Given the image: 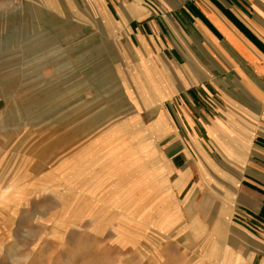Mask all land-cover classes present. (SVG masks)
I'll use <instances>...</instances> for the list:
<instances>
[{"label": "crops", "instance_id": "crops-1", "mask_svg": "<svg viewBox=\"0 0 264 264\" xmlns=\"http://www.w3.org/2000/svg\"><path fill=\"white\" fill-rule=\"evenodd\" d=\"M28 2L77 9L72 22L112 47L117 122L102 135L128 137L151 200L163 199L154 238L192 213L203 223L180 226L194 249L199 232L215 236L209 260L264 264V0Z\"/></svg>", "mask_w": 264, "mask_h": 264}, {"label": "rangeland", "instance_id": "rangeland-1", "mask_svg": "<svg viewBox=\"0 0 264 264\" xmlns=\"http://www.w3.org/2000/svg\"><path fill=\"white\" fill-rule=\"evenodd\" d=\"M28 1L0 0L14 8H0V264H218L215 236L194 249L182 230L203 223L192 213L157 238L163 199L128 137L102 135L116 121L112 47L72 22L77 9Z\"/></svg>", "mask_w": 264, "mask_h": 264}, {"label": "built area", "instance_id": "built-area-1", "mask_svg": "<svg viewBox=\"0 0 264 264\" xmlns=\"http://www.w3.org/2000/svg\"><path fill=\"white\" fill-rule=\"evenodd\" d=\"M10 1H12V2H14V3H24V2H26L27 0H10Z\"/></svg>", "mask_w": 264, "mask_h": 264}, {"label": "bare ground", "instance_id": "bare-ground-1", "mask_svg": "<svg viewBox=\"0 0 264 264\" xmlns=\"http://www.w3.org/2000/svg\"><path fill=\"white\" fill-rule=\"evenodd\" d=\"M5 5V4H4ZM14 10V9H13ZM11 10V12L13 11ZM9 13V12H8ZM4 192L2 188H0V193ZM0 198H2V196H0Z\"/></svg>", "mask_w": 264, "mask_h": 264}]
</instances>
